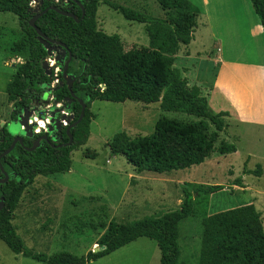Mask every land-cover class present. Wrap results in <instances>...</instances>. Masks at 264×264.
<instances>
[{
  "label": "trees",
  "instance_id": "obj_1",
  "mask_svg": "<svg viewBox=\"0 0 264 264\" xmlns=\"http://www.w3.org/2000/svg\"><path fill=\"white\" fill-rule=\"evenodd\" d=\"M33 1L0 0V12L18 17L28 49L24 63L6 87L7 98L12 105L9 121L0 127V180L4 174L8 176L6 182L0 183V201L3 202L0 241L14 254L38 263L88 264L144 237L156 243L160 264H184L179 261V223L193 214V195L190 193H184L177 210L161 216L130 223L111 220L96 243L103 249L90 250L81 256L68 252L53 255L32 252L17 233L12 216L21 192L37 173L51 175L65 170L72 151L87 143L92 118L90 107L96 100L111 103L135 101L146 105L161 102L165 111H180L197 118L196 121L183 122L162 117L156 121L152 133L127 139L119 147L118 139L114 137L111 144L117 145L118 153L138 173L162 174L188 169L202 164L213 152L220 155L236 152V146L224 140L215 147L220 133H224L227 127L225 117L228 114L212 112L200 89L189 86L174 68L180 45L187 46L193 39L197 9L188 0H154L163 11V17L153 18L107 0H77L81 6L71 0H65V4L64 0H37V12L55 6L61 11L69 9L77 17L78 21H75L48 9L35 21L36 27L47 38L65 45L66 53L63 54L62 48L39 38L29 25L37 14L35 8L30 7ZM249 1L264 31V0ZM100 2L120 13L124 19L144 24L149 47L125 50L118 35L98 30L96 10ZM52 47L58 50L64 62L68 53L71 54L66 73L71 78V90L67 88L61 71L54 73L51 70L47 75L42 67L43 60L48 57V49ZM25 50L22 44L12 47L13 53H24ZM57 65L62 68L61 63ZM48 93L55 104L64 105L72 119L52 133L32 130L31 135L19 134L22 143H16L10 153L1 156L15 137L8 131V125L19 121L23 112L34 104L43 102ZM80 100L85 106L84 116L71 126L79 118ZM62 116L56 113L55 118ZM67 126H71L68 133ZM69 136L72 137L71 144L64 146ZM41 137L45 139H41L35 149L29 150ZM242 174L259 177L261 166L247 170L244 163ZM232 185L244 187L240 177L235 178ZM223 189L222 185H212L198 188L196 192L207 195ZM202 227L198 264H264V232L260 227V213L253 204L206 215L202 219Z\"/></svg>",
  "mask_w": 264,
  "mask_h": 264
},
{
  "label": "rangeland",
  "instance_id": "obj_2",
  "mask_svg": "<svg viewBox=\"0 0 264 264\" xmlns=\"http://www.w3.org/2000/svg\"><path fill=\"white\" fill-rule=\"evenodd\" d=\"M107 1L153 18L163 17L154 0ZM15 21V15L0 13L3 26L0 29V85L17 72L1 63L9 45L22 44L26 48L24 53H28L25 37L16 30ZM96 23L97 29L105 34L118 35L125 50L149 47L144 24L128 21L106 5L99 4L97 7ZM215 47L211 44L209 49L215 51ZM193 59L190 63L175 61V70L182 77L185 68L187 71L195 69L196 76L191 77V81L198 79L200 86L202 83L203 87H208L215 71L213 65L207 59ZM46 60L54 61L53 65L50 61L48 63L54 73L61 71L57 63L63 58L58 50H50ZM44 101L30 109L33 112L29 118L30 126L34 132L49 133L46 126L52 124L51 114L55 109H59L65 120L70 116L62 103L55 104L50 93ZM90 111L92 118L88 141L72 151L69 170L67 167L51 175L37 173L21 192L12 224L27 249L45 255L68 252L81 256L90 250L95 252L96 243L111 220L130 223L175 211L182 203L184 193L193 195V214L179 223V261L184 264H198L202 219L206 215L253 204L260 213V227L264 232V156L260 150L247 144L246 139L228 140L231 134L227 131L225 142L238 148L233 154L213 152L202 164L188 169L162 174L138 173L118 153L122 143L152 133L156 121L162 117L183 122L196 121L197 118L180 111H165L161 102L146 105L135 101L111 103L96 100L91 103ZM35 118L46 121L44 129L37 131ZM8 121L9 117L0 118V123ZM114 137L118 139V147L111 144ZM222 139L221 134L215 147ZM244 163L247 170H255L260 165L261 175H243ZM237 177L242 179L244 187L232 185ZM212 185H222L224 189L207 195L196 192L198 188ZM0 264L42 263L14 254L4 242H0ZM88 264H160V252L154 241L141 237Z\"/></svg>",
  "mask_w": 264,
  "mask_h": 264
},
{
  "label": "crops",
  "instance_id": "obj_3",
  "mask_svg": "<svg viewBox=\"0 0 264 264\" xmlns=\"http://www.w3.org/2000/svg\"><path fill=\"white\" fill-rule=\"evenodd\" d=\"M188 1L198 11L196 27L190 43L180 45L175 61L190 63L193 58L207 59L215 71L208 87H203L202 83L200 86L198 79L191 81V77L196 76L195 69L187 71L185 68L182 77L189 86L200 89L212 112L228 114L225 117L227 127L219 138L222 134L225 141V134L229 131L228 140L246 139L247 144L260 150L264 156V31L260 20L249 0ZM15 24L16 30L22 34L17 16ZM0 29H3L1 23ZM211 44L216 46L215 51L209 49ZM12 47L9 45L1 63L16 72L24 63L26 53H13ZM14 75L0 85V118L6 119L10 114L11 103L6 87Z\"/></svg>",
  "mask_w": 264,
  "mask_h": 264
},
{
  "label": "water",
  "instance_id": "obj_4",
  "mask_svg": "<svg viewBox=\"0 0 264 264\" xmlns=\"http://www.w3.org/2000/svg\"><path fill=\"white\" fill-rule=\"evenodd\" d=\"M34 1L37 2V0H34ZM71 1L77 3L79 6H81V3L79 1H77V0H71ZM48 9L55 10L56 12L60 13L63 16L70 17V18H73L75 21H78L77 17L73 13H71L69 9H67L65 11H61L55 6L49 7ZM48 9H45V10H43L41 12H37V8H36L34 11L37 12V14L29 21V25L36 31V33H37L39 38H41L42 40H46L47 42L56 44L57 46H59L60 48L63 49V54H65L66 53V49H65V45L64 44H62L60 42L53 41V40L47 38L44 34L41 33V31L35 25L36 19H38L40 16H42L44 13H46ZM82 13H83V9H82ZM48 50L49 51L50 50H55V47H52V48H50ZM49 51H48V54H49ZM70 60H71V54L68 53V59L65 62L63 60L60 62L61 66H62V69H61L62 78L66 81V85H67V88L69 90H71V83L72 82H71V78H69L66 75V73H67V68H68V64H69ZM42 67H43L45 73L47 75H50L51 70H50V66L48 64V61L46 59L43 60ZM59 84L62 85L61 82ZM71 96H72V98H74V94L72 92H71ZM43 102H45V101H43ZM79 103L81 104V111H80L79 118L77 119L76 122L71 124V126L76 125L82 119V117L84 116L85 106H84V104H83V102L81 100L79 101ZM59 112H60L59 109H55L52 112V114H51V122H52V124H47V126H46L48 132H52L53 130L61 129L62 126H66L69 123V120L72 119V116H69V118L66 119V120L64 119L63 116L60 119H56L55 115H56V113H59ZM32 115H33L32 110H27V111L23 112L21 120H19L17 122H11L8 125V131L11 134L15 135V137H14L13 141L11 142L10 146L1 154V156L7 155L8 153H10L12 151V149L14 148V146L16 145V143H19V144L22 143V139H21L19 134L28 133L29 135H31L33 133L32 128L30 126L31 125V120L29 119ZM42 115H43V113H42ZM4 124L5 123L1 122L0 123V127H3ZM71 126H67V129H66L67 133H68L69 128ZM41 139H45V137L38 138L33 143V146L29 150L35 149L37 147L38 143L41 141ZM71 141H72V137L69 136V141L66 144H63V145L64 146H68V145L71 144ZM7 179H8V176L6 174H4V178L2 180H0V183L6 182ZM2 207H3V202L0 201V210L2 209ZM102 249H103V247H97V248H95V252L99 251V250H102Z\"/></svg>",
  "mask_w": 264,
  "mask_h": 264
},
{
  "label": "bare ground",
  "instance_id": "obj_5",
  "mask_svg": "<svg viewBox=\"0 0 264 264\" xmlns=\"http://www.w3.org/2000/svg\"><path fill=\"white\" fill-rule=\"evenodd\" d=\"M35 122L37 123V126H38L37 131H39L40 129H44V124L46 121H42L41 119L35 118Z\"/></svg>",
  "mask_w": 264,
  "mask_h": 264
},
{
  "label": "built area",
  "instance_id": "obj_6",
  "mask_svg": "<svg viewBox=\"0 0 264 264\" xmlns=\"http://www.w3.org/2000/svg\"><path fill=\"white\" fill-rule=\"evenodd\" d=\"M63 3L65 4L66 1H63ZM36 5H37V2L33 1V2L31 3L30 7L33 9V8H35ZM47 61H48V63H49L50 60H47ZM50 62H51V61H50ZM51 65H53V62H51ZM51 65H50V66H51Z\"/></svg>",
  "mask_w": 264,
  "mask_h": 264
},
{
  "label": "flooded vegetation",
  "instance_id": "obj_7",
  "mask_svg": "<svg viewBox=\"0 0 264 264\" xmlns=\"http://www.w3.org/2000/svg\"><path fill=\"white\" fill-rule=\"evenodd\" d=\"M49 133H50V132H49ZM57 140H58V138H57ZM57 140H56V141H57ZM61 145H62V144H61Z\"/></svg>",
  "mask_w": 264,
  "mask_h": 264
},
{
  "label": "clouds",
  "instance_id": "obj_8",
  "mask_svg": "<svg viewBox=\"0 0 264 264\" xmlns=\"http://www.w3.org/2000/svg\"><path fill=\"white\" fill-rule=\"evenodd\" d=\"M54 62V61H53ZM41 126H43V125H41Z\"/></svg>",
  "mask_w": 264,
  "mask_h": 264
}]
</instances>
